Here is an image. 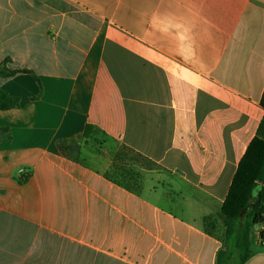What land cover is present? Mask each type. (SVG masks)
Segmentation results:
<instances>
[{"label": "crops", "instance_id": "crops-1", "mask_svg": "<svg viewBox=\"0 0 264 264\" xmlns=\"http://www.w3.org/2000/svg\"><path fill=\"white\" fill-rule=\"evenodd\" d=\"M0 68V264H214L204 220L264 115V0H0ZM120 147L186 190L112 175Z\"/></svg>", "mask_w": 264, "mask_h": 264}, {"label": "trees", "instance_id": "trees-1", "mask_svg": "<svg viewBox=\"0 0 264 264\" xmlns=\"http://www.w3.org/2000/svg\"><path fill=\"white\" fill-rule=\"evenodd\" d=\"M12 72L0 68V76ZM19 99L0 89V110L16 108ZM260 107L264 111V89ZM86 127L84 136L90 131ZM222 235L218 236L205 227L209 234L217 236L221 247L216 253L214 264H244L252 255L250 233L254 225L261 227L259 242L262 245L264 227V115L255 136L248 144L233 175L227 195L221 205ZM205 223L216 226L214 220L206 217ZM264 246V245H263Z\"/></svg>", "mask_w": 264, "mask_h": 264}, {"label": "rangeland", "instance_id": "rangeland-1", "mask_svg": "<svg viewBox=\"0 0 264 264\" xmlns=\"http://www.w3.org/2000/svg\"><path fill=\"white\" fill-rule=\"evenodd\" d=\"M91 147L92 150L97 151V143L91 142ZM115 155L116 157L114 158ZM107 156L108 157L104 162L107 164V167L101 163V168L106 167L105 170L109 169L112 175H115L112 167L123 169L126 173L124 179H131L130 183L133 185L134 189L139 190L144 195H153L152 197L159 196L155 200H158L166 206L170 205V202L177 201L179 197L178 195L186 190L185 187H182V185L176 179L172 178L171 175L159 171L157 167L147 163L129 150L126 151L123 147L118 148L117 151L111 150L108 152ZM210 224V222L205 223V227L216 235L221 236L223 231L222 224L219 222L216 223V226ZM260 228V226L254 225L251 229L250 246L252 248L256 245V232ZM258 243L260 244L259 239Z\"/></svg>", "mask_w": 264, "mask_h": 264}, {"label": "built area", "instance_id": "built-area-1", "mask_svg": "<svg viewBox=\"0 0 264 264\" xmlns=\"http://www.w3.org/2000/svg\"><path fill=\"white\" fill-rule=\"evenodd\" d=\"M262 245H264V227L262 228Z\"/></svg>", "mask_w": 264, "mask_h": 264}]
</instances>
